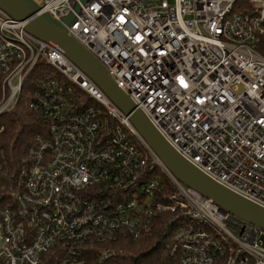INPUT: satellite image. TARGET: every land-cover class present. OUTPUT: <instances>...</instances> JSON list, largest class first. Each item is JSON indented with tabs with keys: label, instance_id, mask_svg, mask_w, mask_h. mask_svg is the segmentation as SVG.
I'll list each match as a JSON object with an SVG mask.
<instances>
[{
	"label": "built area",
	"instance_id": "1",
	"mask_svg": "<svg viewBox=\"0 0 264 264\" xmlns=\"http://www.w3.org/2000/svg\"><path fill=\"white\" fill-rule=\"evenodd\" d=\"M34 1L75 15L68 31L179 154L264 207V0ZM22 99L45 129L17 174L0 146V264H86L93 251L101 263L159 218L167 264H264L261 227L175 178L87 73L0 8V135Z\"/></svg>",
	"mask_w": 264,
	"mask_h": 264
},
{
	"label": "water",
	"instance_id": "2",
	"mask_svg": "<svg viewBox=\"0 0 264 264\" xmlns=\"http://www.w3.org/2000/svg\"><path fill=\"white\" fill-rule=\"evenodd\" d=\"M88 1L90 0H81V3ZM0 8L17 21L24 22L25 29L31 35L54 45L87 73L129 117L175 178L212 199L224 211L231 212L264 230V207L220 184L179 154L147 115L137 108L133 100L116 84L104 64L68 31L66 24L74 19V14L61 22L47 13H39L40 7L34 0H0ZM75 10H80L79 4Z\"/></svg>",
	"mask_w": 264,
	"mask_h": 264
},
{
	"label": "trees",
	"instance_id": "3",
	"mask_svg": "<svg viewBox=\"0 0 264 264\" xmlns=\"http://www.w3.org/2000/svg\"><path fill=\"white\" fill-rule=\"evenodd\" d=\"M252 4L249 0H237L235 10H249ZM264 55V37L259 46ZM31 83L28 78L27 85ZM28 87V86H27ZM22 99L18 106L4 115L2 123L4 132L0 135V146L6 159L5 170L8 174H17L24 168L28 158L27 150L33 143L35 135L45 129L44 121L31 111ZM154 177L159 180V189L155 192L156 201L168 202V195L174 193L169 179L159 168L152 170ZM168 216H165L167 219ZM165 220L159 218L151 233L134 238L128 233H122L115 244V251L108 259L99 262L97 251H93L86 264H167L171 260V248L163 239ZM168 235V234H167Z\"/></svg>",
	"mask_w": 264,
	"mask_h": 264
},
{
	"label": "rangeland",
	"instance_id": "4",
	"mask_svg": "<svg viewBox=\"0 0 264 264\" xmlns=\"http://www.w3.org/2000/svg\"><path fill=\"white\" fill-rule=\"evenodd\" d=\"M28 85H26V87H27ZM27 90H28V87H27ZM238 90L241 92L242 91V87L240 86L239 88H238ZM189 221V220H188Z\"/></svg>",
	"mask_w": 264,
	"mask_h": 264
}]
</instances>
